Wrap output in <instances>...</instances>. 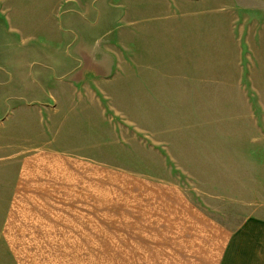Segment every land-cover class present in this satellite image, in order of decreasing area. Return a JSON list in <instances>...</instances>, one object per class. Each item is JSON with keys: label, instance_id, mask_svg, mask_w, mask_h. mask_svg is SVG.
<instances>
[{"label": "rangeland", "instance_id": "obj_1", "mask_svg": "<svg viewBox=\"0 0 264 264\" xmlns=\"http://www.w3.org/2000/svg\"><path fill=\"white\" fill-rule=\"evenodd\" d=\"M134 177L264 218V0H0V264H137Z\"/></svg>", "mask_w": 264, "mask_h": 264}, {"label": "crops", "instance_id": "obj_2", "mask_svg": "<svg viewBox=\"0 0 264 264\" xmlns=\"http://www.w3.org/2000/svg\"><path fill=\"white\" fill-rule=\"evenodd\" d=\"M134 178L126 208L130 214L118 223L116 257L130 256L137 264L145 258L147 264H159L156 259L163 264H264V218H248L231 230L193 204L180 187ZM125 241L132 251L119 248Z\"/></svg>", "mask_w": 264, "mask_h": 264}]
</instances>
